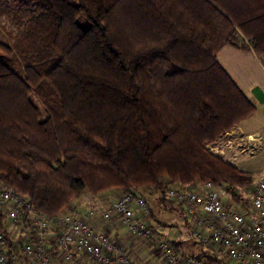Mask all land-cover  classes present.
I'll return each instance as SVG.
<instances>
[{
    "label": "trees",
    "instance_id": "16d2710c",
    "mask_svg": "<svg viewBox=\"0 0 264 264\" xmlns=\"http://www.w3.org/2000/svg\"><path fill=\"white\" fill-rule=\"evenodd\" d=\"M222 44L264 55V0H0V182L47 214L205 179L240 199L254 174L205 146L254 111Z\"/></svg>",
    "mask_w": 264,
    "mask_h": 264
},
{
    "label": "built area",
    "instance_id": "2783aa9c",
    "mask_svg": "<svg viewBox=\"0 0 264 264\" xmlns=\"http://www.w3.org/2000/svg\"><path fill=\"white\" fill-rule=\"evenodd\" d=\"M243 39L250 45L249 40ZM251 138L253 135L247 134L245 139L249 142ZM229 141L227 137L228 146ZM205 146L215 154L223 152L216 141ZM244 149L241 146L239 151ZM198 183L201 189L187 183L170 185L166 191L189 218L196 240L235 264H264V172L242 189H247V195L234 204L222 202V190L228 186L225 181L205 179ZM0 207L5 209V223H20L24 219L32 228L30 239L20 244L9 242L0 232V264H138L119 242L89 221L91 216H97L109 225L116 214L130 236L147 240L166 264L205 261L203 254H181L163 234L162 224L146 220L150 207L133 189H122L111 198L108 207L91 199L82 206L75 203L63 211L47 214L35 211L24 193L0 182ZM244 207H248L247 214ZM50 236L53 242L49 241Z\"/></svg>",
    "mask_w": 264,
    "mask_h": 264
},
{
    "label": "crops",
    "instance_id": "0c3cea01",
    "mask_svg": "<svg viewBox=\"0 0 264 264\" xmlns=\"http://www.w3.org/2000/svg\"><path fill=\"white\" fill-rule=\"evenodd\" d=\"M248 45V44H247ZM243 56L247 61L244 64L240 63L238 58ZM216 59L222 68L226 71L228 76L233 80L237 87L244 93V95L250 100L254 105V111L249 116L239 120L236 124L231 126L228 130V133L224 134L226 131L221 133L215 140L217 145L223 149L224 152L218 153L220 156L224 155L226 152L227 155H230V158H226L229 162L233 163L235 166L242 170L251 171L254 176L258 175L261 167L263 165L251 164L249 159L242 157L241 155H252L251 151H239L238 149L241 146L246 145V136L251 134L260 140L256 141L255 149L261 148L264 145V100L258 102L249 88L255 84H258L264 92V80H261L255 72V68L259 67V59L256 54L251 50L250 47H234L229 44H222L216 51ZM264 59V55H263ZM222 60V61H221ZM259 64V65H258ZM230 67L231 72L228 70ZM264 70V69H262ZM248 88V93H246L244 88ZM229 135V136H228ZM227 137L230 139L229 146L226 145L225 140ZM250 142V140H249ZM260 142V144H258ZM255 143V142H254ZM260 145V146H258ZM257 146V147H256ZM235 151V154H232L230 150ZM230 151V153H229ZM253 170H256L253 172ZM192 187L196 189H201V185L197 183H189ZM151 187H142L138 188L141 192L149 191ZM242 190V189H241ZM240 190V191H241ZM247 190V189H246ZM246 190H242L241 196H246ZM225 191V192H223ZM230 190L223 189L222 192L223 203L234 204L239 199L235 196H231ZM121 192V191H120ZM119 190L109 189L98 192L96 194H89L87 192L81 193L78 197L72 198L68 203L64 204L60 211L64 210L66 206H71L75 203H80V206L86 204L90 199H93L98 202V205L101 207H108L109 202L112 197L119 195ZM139 193V192H138ZM245 193V194H244ZM166 200H157L154 199V202H151L149 205L151 212L146 217V220L156 221L163 225L162 232L163 234L172 240L175 244L176 249L181 254L187 255H198L203 254L205 261L204 264H235V262L227 257L218 256L215 253H212L210 246L206 244H201L191 233L190 221L189 218L185 216L182 211V208L179 203L173 201L169 196L166 195ZM227 197V198H226ZM248 207H244V211L247 214ZM249 213V212H248ZM97 216L90 217L89 221L97 225V227H102L98 223H94ZM99 218V217H97ZM114 220L119 221V216L114 215ZM125 228V227H124ZM107 230L106 228H103ZM126 230V228H125ZM128 233V231L126 230ZM129 234V233H128ZM130 236V234H129ZM131 237V236H130ZM126 242V251L132 254L131 256L138 264H166L164 259L159 254L158 250L150 245V243L144 238H133ZM127 252V253H128ZM227 259L229 262H223L222 260Z\"/></svg>",
    "mask_w": 264,
    "mask_h": 264
},
{
    "label": "rangeland",
    "instance_id": "374dc122",
    "mask_svg": "<svg viewBox=\"0 0 264 264\" xmlns=\"http://www.w3.org/2000/svg\"><path fill=\"white\" fill-rule=\"evenodd\" d=\"M71 1L72 2H75V0H71ZM242 38H246V37L243 36ZM257 58L259 59V62L258 63L260 65L258 64L259 67L258 68H255V72H256V74L259 76V78L261 80H264V70H262V69H264V59H263V55H259V56H257ZM238 60L242 64H244L245 62H247L244 59L243 56H239ZM225 66L228 67L227 65H225ZM228 70L231 72L230 67H228ZM256 85H258V84H256ZM250 90H251V87L249 88V91ZM243 91H245L246 93H248V88H246V86H245V88H244ZM258 140H260V138H256L255 136H253V138L250 139V142H247V140H246V145L245 146H242V148L245 147L244 151L245 150L246 151H251L252 153H250V154H252V155L250 156V155H245V154L243 155L242 154L241 156L244 157V158L249 159V162L251 164L254 163L256 165H263L264 166V145L261 148H257V149L254 148L255 147L254 144L257 143L256 141H258ZM258 144H260V142ZM258 146H260V145H258ZM230 151H231L232 154L233 153L235 154V151L236 150L233 151V149H232ZM230 151H229V153H230ZM222 157L226 159L227 157L230 158V155L229 154L227 155V153L225 152L224 155H222ZM255 171L256 170H253V172H255ZM258 171H259L258 175L261 174V173H263L264 172V167H261V169L258 170ZM258 175H255L254 176V180L253 181H255V179L257 178ZM137 191L145 198V200L147 201L148 205L151 202H154L153 197H154V199H156L155 198L156 197V190L153 189V188H150L149 191H146L145 190V192H141L140 190H137ZM223 192H225V191H223ZM223 192L221 193V197L222 198H223V194H224ZM247 193H248V191L246 190V195H247ZM224 196H225V194H224ZM95 203L98 205V202L97 201H95ZM112 220L113 221H112L111 224L106 225L104 223L103 219H101L100 217L99 218L96 217V220H95L94 223L95 224L98 223L99 225H102V227H98V228L101 229V230H103L105 233H107L110 236V238H112L113 240L119 242L124 248H126V242L129 241L132 238L126 232L124 226L120 222H118V220H114V216H113V219ZM6 226H7L6 228L8 230L9 238L11 239V241L13 243L20 244L21 242H24V241L30 239V236L31 235H30L29 230H32V228H31V224L28 221L20 222V223H17V222H9V223H6ZM95 226H97V225H95ZM103 228H106L107 230H104ZM128 255H129V252H128ZM130 256H133V255L130 254ZM222 261L223 262H227V263L229 262L227 259H224V258H223Z\"/></svg>",
    "mask_w": 264,
    "mask_h": 264
},
{
    "label": "water",
    "instance_id": "95a60500",
    "mask_svg": "<svg viewBox=\"0 0 264 264\" xmlns=\"http://www.w3.org/2000/svg\"><path fill=\"white\" fill-rule=\"evenodd\" d=\"M253 97L258 101L261 102L264 100V92L258 85H253L250 90Z\"/></svg>",
    "mask_w": 264,
    "mask_h": 264
}]
</instances>
